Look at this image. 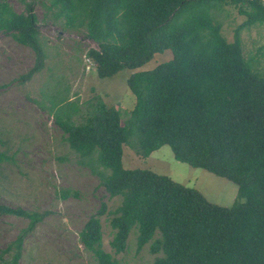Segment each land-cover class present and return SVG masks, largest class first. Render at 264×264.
I'll use <instances>...</instances> for the list:
<instances>
[{
    "label": "trees",
    "instance_id": "trees-1",
    "mask_svg": "<svg viewBox=\"0 0 264 264\" xmlns=\"http://www.w3.org/2000/svg\"><path fill=\"white\" fill-rule=\"evenodd\" d=\"M48 1L56 20L85 29L97 44L88 56L100 79L141 68L156 54L173 55L127 79L136 98L127 120L101 100L79 124L67 98L50 111L80 162L97 172L110 198L122 200L111 219L115 252L125 251L137 228L138 249L150 244L160 254L151 264H264V71L246 59L238 31L228 41L212 13L224 1L247 17L243 27L264 25V0ZM34 5L18 13L0 0V32L37 55L26 80L45 64ZM134 137L142 158L168 145L177 161L235 183L239 200L218 206L168 176L126 169L124 147ZM106 210L103 204L80 239L98 264H118L102 248L99 218ZM0 212L30 218L31 230L40 220L21 209L0 206ZM16 243L20 248L22 239ZM19 258L18 252L11 264Z\"/></svg>",
    "mask_w": 264,
    "mask_h": 264
},
{
    "label": "rangeland",
    "instance_id": "rangeland-1",
    "mask_svg": "<svg viewBox=\"0 0 264 264\" xmlns=\"http://www.w3.org/2000/svg\"><path fill=\"white\" fill-rule=\"evenodd\" d=\"M6 1L22 13L31 0ZM34 1L45 52L42 71L26 80L36 64L35 51L0 32V206L36 214L40 220L31 230L30 218L0 212V264H11L18 252V264H98L82 244L80 232L103 204L107 206L106 214L99 218L103 250L118 264H151L160 254H152L150 244L138 249L137 228L130 234L125 251L115 252L111 219L122 200L110 198L97 172L80 162L50 111L67 98L78 108L73 118L79 124L90 105L101 100L118 107L127 120L136 102L127 79L171 60L172 52L156 54L136 70L125 69L100 79L88 56L97 44L86 38V30L66 28L64 19L56 20L48 12V0ZM224 3H218L219 9L212 12L224 37L233 42L238 31L246 59H253L254 67L264 71V25L243 27L247 17L234 5ZM137 150L134 137L124 147L126 169H148L168 176L198 190L218 206L230 208L239 200L235 183L177 161L168 145L148 158H142ZM63 192L67 193L65 198ZM18 239H22L20 248Z\"/></svg>",
    "mask_w": 264,
    "mask_h": 264
}]
</instances>
